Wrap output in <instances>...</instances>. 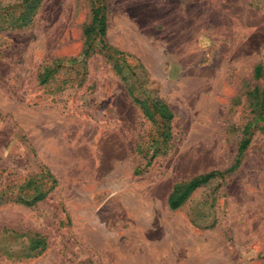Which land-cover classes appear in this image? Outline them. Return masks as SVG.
Masks as SVG:
<instances>
[{
  "label": "rangeland",
  "instance_id": "1",
  "mask_svg": "<svg viewBox=\"0 0 264 264\" xmlns=\"http://www.w3.org/2000/svg\"><path fill=\"white\" fill-rule=\"evenodd\" d=\"M17 1L0 0V264H264V0H42L25 26ZM96 6L126 62L99 38L84 54ZM46 170L53 188L18 202Z\"/></svg>",
  "mask_w": 264,
  "mask_h": 264
},
{
  "label": "trees",
  "instance_id": "2",
  "mask_svg": "<svg viewBox=\"0 0 264 264\" xmlns=\"http://www.w3.org/2000/svg\"><path fill=\"white\" fill-rule=\"evenodd\" d=\"M41 1L42 0H18L12 8L14 12L16 11L14 22L18 23V26H25L29 24L32 17L36 13ZM1 20L4 22V17L1 18ZM105 33V14L101 6H96L92 11L90 24L84 29V35L86 38L85 42L87 44V47L84 50V54L86 55L89 53L90 49L92 48V42L96 38H99L102 43V48L105 50V53L107 55L112 58L115 57L117 60L126 62L123 52L112 49L105 43ZM61 64L62 62H56L53 66L46 67L43 72L39 74L40 83H45L50 75L55 72V70H57L61 66ZM255 75L264 79V66L260 64L255 66ZM260 93L262 95L261 97L259 96L261 99L260 110L264 112V90ZM136 101L143 107L145 111H150V113L156 114L157 118L160 119L162 123H165L172 116L170 110L166 107V105L149 103L140 99H136ZM248 144V139L241 140L238 148L239 153H241L248 146ZM217 174H219V172L210 171L197 175L185 183L175 185L167 200L169 207L171 209L179 207L194 189H196L201 184L208 182ZM55 183L56 179L49 171H42L38 175L36 174L35 177L25 179L19 184V193L17 194L16 199L18 202L24 204H33L34 202L42 199L47 194L48 190L53 188Z\"/></svg>",
  "mask_w": 264,
  "mask_h": 264
}]
</instances>
